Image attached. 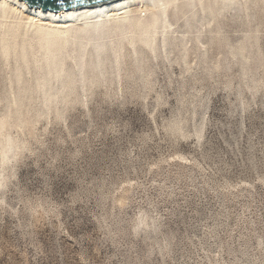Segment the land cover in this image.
Here are the masks:
<instances>
[{"label":"rangeland","instance_id":"1","mask_svg":"<svg viewBox=\"0 0 264 264\" xmlns=\"http://www.w3.org/2000/svg\"><path fill=\"white\" fill-rule=\"evenodd\" d=\"M160 1L0 5V264H264V0Z\"/></svg>","mask_w":264,"mask_h":264},{"label":"bare ground","instance_id":"2","mask_svg":"<svg viewBox=\"0 0 264 264\" xmlns=\"http://www.w3.org/2000/svg\"><path fill=\"white\" fill-rule=\"evenodd\" d=\"M147 1H153L154 2V1H160V0H113V1H109L106 3H102L99 5L93 6L91 8H88V9H85V10H82L79 12H42V11H40L34 7H29L27 5V3L23 2L22 0H0V5L1 6H9L10 3H12V4L16 5L15 7H19L22 10L27 11L29 13V15L31 16V20L33 23L39 24V25L46 24V26L50 27L51 33L58 34V36H60V35L62 36L64 33H66V31H68L69 25L74 23L76 20H79L82 18L86 22H93L94 23L98 20H101L102 18H107V17L113 16V15L117 16L118 14H124L127 11H131V9L135 8L137 5H140V4L144 5L145 3H147ZM163 4H161V5H163ZM159 6H160V4H159ZM152 7H153V4H152ZM115 19H117V18H115ZM122 20H123V18H122ZM129 20H130V18H129ZM132 20H134V19H132ZM45 21H47V23ZM79 22L81 23V20ZM83 23H85V22H82L81 24H83ZM46 32L47 31H45V33ZM65 35L67 36L68 34H65ZM65 43H66V41H65Z\"/></svg>","mask_w":264,"mask_h":264},{"label":"water","instance_id":"3","mask_svg":"<svg viewBox=\"0 0 264 264\" xmlns=\"http://www.w3.org/2000/svg\"><path fill=\"white\" fill-rule=\"evenodd\" d=\"M42 12H79L111 0H22Z\"/></svg>","mask_w":264,"mask_h":264}]
</instances>
